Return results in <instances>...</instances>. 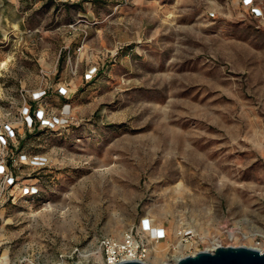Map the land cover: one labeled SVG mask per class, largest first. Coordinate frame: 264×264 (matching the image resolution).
I'll list each match as a JSON object with an SVG mask.
<instances>
[{
  "label": "rangeland",
  "instance_id": "rangeland-1",
  "mask_svg": "<svg viewBox=\"0 0 264 264\" xmlns=\"http://www.w3.org/2000/svg\"><path fill=\"white\" fill-rule=\"evenodd\" d=\"M252 2L259 16L244 0H0V264H64L75 247L95 254L74 262L101 264L99 240L144 219L165 232L147 264L255 247L264 0Z\"/></svg>",
  "mask_w": 264,
  "mask_h": 264
},
{
  "label": "built area",
  "instance_id": "built-area-1",
  "mask_svg": "<svg viewBox=\"0 0 264 264\" xmlns=\"http://www.w3.org/2000/svg\"><path fill=\"white\" fill-rule=\"evenodd\" d=\"M244 5L251 9V13L254 16H259L260 11L253 6L252 0H244ZM213 17V15H210ZM48 91H43L36 95V101L29 103V108L26 110L27 121L30 126L36 127L43 117V107H47ZM58 95L68 98L65 94L64 89L57 91ZM69 102L62 103V112L67 113V109L70 108ZM56 121V120H55ZM51 124H47L50 126ZM13 135V131L8 129ZM9 139V137H7ZM22 158V157H21ZM5 178H8L7 174ZM181 243H188L187 237L190 235L187 232L181 231L178 233ZM165 238V232L163 229L154 228L149 220L144 219L141 224V229H131L126 232L122 240H114L113 238H102L98 242L97 253L99 254V261L101 264H120L129 261H137L143 264H147L156 244H159ZM257 251H264V235L256 242L253 248ZM200 252V251H199ZM198 253V252H196ZM196 253H190L192 256ZM95 252L90 247L85 249L75 247L70 249L68 252L63 253L59 256V260L64 264H79L80 260H86L94 257ZM185 257V256H184ZM183 258V257H182ZM179 260V259H178ZM178 260L175 262L177 264Z\"/></svg>",
  "mask_w": 264,
  "mask_h": 264
},
{
  "label": "water",
  "instance_id": "water-1",
  "mask_svg": "<svg viewBox=\"0 0 264 264\" xmlns=\"http://www.w3.org/2000/svg\"><path fill=\"white\" fill-rule=\"evenodd\" d=\"M120 264H143L129 261ZM177 264H264V251L246 247H217L214 251H200L180 258Z\"/></svg>",
  "mask_w": 264,
  "mask_h": 264
},
{
  "label": "bare ground",
  "instance_id": "bare-ground-1",
  "mask_svg": "<svg viewBox=\"0 0 264 264\" xmlns=\"http://www.w3.org/2000/svg\"><path fill=\"white\" fill-rule=\"evenodd\" d=\"M253 144L255 146H258L259 148H261V146H262V142H261V140L258 137L253 138ZM114 197H116V196H114ZM217 247H219V245L218 244H214V246L210 250H208V251L209 252H212ZM176 249H177V252H180V250H181V244H178L177 247H176ZM4 264H8L7 261H5Z\"/></svg>",
  "mask_w": 264,
  "mask_h": 264
},
{
  "label": "trees",
  "instance_id": "trees-1",
  "mask_svg": "<svg viewBox=\"0 0 264 264\" xmlns=\"http://www.w3.org/2000/svg\"><path fill=\"white\" fill-rule=\"evenodd\" d=\"M48 95H49V94H48ZM56 95H57V98L61 101V103H64V102H66V101L69 102L68 98H64V97L58 95V93H56Z\"/></svg>",
  "mask_w": 264,
  "mask_h": 264
}]
</instances>
